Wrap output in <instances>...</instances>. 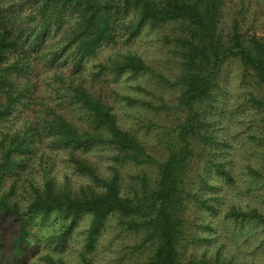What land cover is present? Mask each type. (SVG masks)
Instances as JSON below:
<instances>
[{"label":"trees","instance_id":"1","mask_svg":"<svg viewBox=\"0 0 264 264\" xmlns=\"http://www.w3.org/2000/svg\"><path fill=\"white\" fill-rule=\"evenodd\" d=\"M224 3L0 0V224L6 219L12 226L8 240L0 227L4 264H9L8 256L22 262L32 254L40 242L34 227L51 220L59 221L61 246L85 220L80 264H99L91 252L110 217L120 231L138 238L126 264H239L233 251L223 253L225 243L210 235L220 236L211 220L220 199L209 176L233 181L219 158L227 141L218 134L223 126L217 128L213 109L221 100L219 77L229 62L264 89V36L245 37L235 17L225 31ZM144 29L170 31L162 34L171 45L177 73L171 82L161 74L156 77L177 89L173 104L161 98L153 105L113 85L125 75L153 74L145 59L128 49ZM109 49L116 51L97 60ZM35 64L42 68L37 82L31 78ZM246 101L264 111V94L248 93ZM120 102L147 110L173 108L182 115L161 159L120 122ZM95 145L111 153L114 164L108 174L88 157ZM61 149L68 166L87 177L85 183L72 185L65 172L62 179L50 174L51 152ZM121 163L152 166L156 176L141 171L123 189ZM223 218L235 225L261 220L262 213L232 206ZM195 227L208 233L205 239L195 236ZM199 238L206 242L201 253L189 248ZM42 259L67 264L49 254Z\"/></svg>","mask_w":264,"mask_h":264},{"label":"rangeland","instance_id":"2","mask_svg":"<svg viewBox=\"0 0 264 264\" xmlns=\"http://www.w3.org/2000/svg\"><path fill=\"white\" fill-rule=\"evenodd\" d=\"M233 17L239 21L240 31L245 37L264 36V0H225L221 16V24L225 31L229 30ZM162 32L169 34L170 31L162 29L159 34L156 30L144 29L128 45L129 51L145 59L152 68L153 74L125 75L113 83L120 92L135 95L153 105H157L161 98L164 102L173 104L177 94L174 86L156 77L157 74H161L171 82L174 74L177 73L176 59L170 51L171 45L164 41ZM116 49L104 50L96 56L97 60L104 61ZM41 73L42 68L35 64L32 68V81L37 82ZM219 84L221 100L218 104L215 103L218 107L214 108L213 112L218 120L217 128L219 125L223 126L221 130L218 129V134L227 141L226 146L223 147L225 155H220L219 158L231 171L233 181L224 182L222 177H216L212 173L209 176L212 183L218 186L216 193L220 199V206L217 205L218 212L214 218H211L214 223L212 227L220 236L213 231L210 235L213 237L216 235L217 242L223 241L225 247L222 252L233 251L239 264H264V142L260 139L264 138V122L261 120L264 118V111H256L246 101L248 93L263 95L264 89L255 85L249 76L243 78L236 62L224 65ZM136 85H141L144 90L137 89ZM43 91L46 94V89ZM113 100L112 96L110 101ZM117 108L120 122L129 131L136 133L138 139L153 156L161 159L165 155L173 130L181 121L182 115L174 112L173 108L147 110L140 106L129 107L121 102L118 103ZM18 110L21 113L24 112L23 107H19ZM51 153L54 158V167L50 173L52 176L62 179L61 174L65 172L68 182L72 185L78 186L85 183L87 177L75 173L68 166L64 150H54ZM87 153L100 170L105 174L109 173V166L114 162L110 159L111 153L105 147L95 145L90 147ZM118 166L123 189L141 171L151 178L156 176L152 166L131 163H121ZM37 181L39 183L43 181L42 174L37 175ZM17 197L20 198L19 195ZM232 206L244 210L256 208L262 213V219H251L235 225L229 223L224 220L223 213ZM86 226L85 220L80 221L63 246L58 245L56 238L59 230L58 220H51V223L40 227L35 226L34 230L40 242L34 252L22 262L8 256L9 264H49L42 259L46 254L61 258L67 264H80L78 251L82 249ZM0 227L6 235L12 230V226L6 219L1 222ZM195 231V236H201V239H205L208 235L202 228L195 227ZM6 238L8 240L9 234ZM137 240L135 234L120 231L116 226L115 218L110 217L91 253L100 262L99 264H126L132 258L129 255L130 246ZM205 243L199 238L192 242L189 248L190 250L194 248L201 253ZM210 249L215 250V247ZM0 264H4L1 258Z\"/></svg>","mask_w":264,"mask_h":264}]
</instances>
